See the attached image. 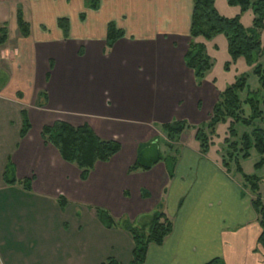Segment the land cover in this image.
Instances as JSON below:
<instances>
[{
    "label": "crops",
    "instance_id": "0c3cea01",
    "mask_svg": "<svg viewBox=\"0 0 264 264\" xmlns=\"http://www.w3.org/2000/svg\"><path fill=\"white\" fill-rule=\"evenodd\" d=\"M19 8L31 34L15 44L9 35L0 48V73L6 75L0 85V248L34 240L28 214L20 220L16 209L63 199L81 208L105 209L117 223H148L146 217L156 212L172 219L173 233L163 246H150L145 264L214 259L264 264L253 198L223 167L221 153L213 147L203 155L192 130L182 135L174 153L162 151L164 125L206 124L226 90L212 71L198 85L185 64L193 0H99L97 11L81 0H0V25L17 23ZM61 19L68 22L66 33ZM110 23L125 37L107 50ZM212 41L193 40L205 45L210 57ZM23 113L30 125L24 137ZM57 122L88 125L100 139L119 143L121 151L110 162L98 163L84 182L81 172L42 139L43 129ZM152 148L163 157L176 156L173 178L164 161L148 172L129 174ZM9 164L13 184L4 178ZM84 215L98 220L89 235L100 239L102 230L120 237L114 259L130 264L131 234L120 225L106 229L95 212ZM38 236L42 240L44 232ZM95 240L87 251L81 244L77 264L94 257V264H103L101 255L113 251L114 237Z\"/></svg>",
    "mask_w": 264,
    "mask_h": 264
},
{
    "label": "trees",
    "instance_id": "16d2710c",
    "mask_svg": "<svg viewBox=\"0 0 264 264\" xmlns=\"http://www.w3.org/2000/svg\"><path fill=\"white\" fill-rule=\"evenodd\" d=\"M231 7H239L241 14H245L252 7L254 12L253 26L250 29L243 27L241 16L233 19L224 18L216 9V0H193V17L190 31L192 42L185 56V64L188 69L193 71L198 85H202L208 72L214 66V61L207 53L206 46L196 44L193 40L203 38L209 42L219 36L226 38L228 42V52L232 63L239 59H244L249 67L257 65L260 58L264 56V46L260 41V33L264 30V0H258L252 4L251 0H227ZM88 9L97 11L99 9V0H89ZM84 19V17H81ZM67 21L59 20V26L67 32ZM17 24L21 37L28 38L31 34L30 24L25 20L22 9L17 11ZM66 25V26H65ZM125 33L116 28L113 23L108 25L106 46L110 50L116 42L123 39ZM9 39V30L7 25H0V48L3 47ZM230 63L226 65L229 69ZM256 77L259 79L261 87L264 89V68L257 65L255 68ZM247 89V78H239L233 85L226 88L220 94L219 100L215 105L209 121L200 126L193 127L187 122H173L164 125L163 131L169 142L178 143L182 135L188 130H196L195 140L200 144V150L203 155H207L211 150V137L216 135V129L221 124L230 123L229 136L225 140L228 146V160H225V154L222 155L223 167L230 172L232 165L236 166V172L243 178V186L249 190L252 196L251 205L258 216V223L261 234L258 240L259 245L264 250V199L260 194V186L263 178L257 176H247L244 174L240 160H247L251 156V151L255 150L261 160L255 165V170L264 169V131L255 125L264 118V97L260 93H248L247 98L242 101L241 93ZM262 89V90H263ZM250 110L249 115H245L246 108ZM248 116V117H247ZM256 126L251 134H244L237 140L235 125ZM30 130V125L25 113H23V128L21 136L24 137ZM42 139L45 144L51 145L57 149L61 158L68 164L75 166L81 172V180L87 181L90 173L98 163L110 162L119 152L121 146L115 141H106L100 139L95 132L88 126L75 128L64 122H57L51 127H45L42 131ZM171 152L173 146L168 145ZM165 162L169 169V175L173 178L174 170L177 164L176 156L163 157L158 156L150 161L142 160L139 156L136 163L130 167L129 174H135L143 171L148 172L160 162ZM13 167L7 166L4 172L5 181L13 184ZM145 197L147 196L144 193ZM62 205L65 201L61 199ZM99 221L106 229H112L120 225L128 231L134 242L132 252V261L130 264H145L150 246L161 247L173 233V221L164 213L156 212L150 217H146L148 223L141 222L137 225L129 221L117 223L111 214L105 209H97ZM144 223V224H143ZM103 264H121L115 259H108ZM207 264H225L221 259H214Z\"/></svg>",
    "mask_w": 264,
    "mask_h": 264
},
{
    "label": "rangeland",
    "instance_id": "374dc122",
    "mask_svg": "<svg viewBox=\"0 0 264 264\" xmlns=\"http://www.w3.org/2000/svg\"><path fill=\"white\" fill-rule=\"evenodd\" d=\"M256 1L258 0H251L252 4ZM88 2L89 0H81V4L83 3V5L85 6H88ZM216 9L222 14L220 15L224 18L233 19L238 16H241V23L246 29H250L253 26L254 12L252 7L245 14H241L240 8L229 6L227 0H216ZM8 30L11 38V44L17 43L19 41V38L21 37L17 23L15 21L10 23V25L8 26ZM260 41L264 46V30L260 33ZM217 44L219 46V49L216 51L214 50V45ZM209 53L212 57L211 59L214 61V66L211 70L212 76L217 78L222 84H224L225 88L233 85L239 78L245 76L247 78V89L245 92L241 93V100L244 101L247 98L249 92L260 93L261 91V94L264 97V89L261 87L259 79L254 74L257 65H261L264 68V56L260 58L257 65H254L252 67H249L243 58L239 59L236 63H232L228 52V42L223 36H221L219 41L211 42V44L209 45ZM228 63H230V66L229 69L226 70V65ZM5 80L6 75L4 73H0V85L3 84ZM249 114L250 110H248L247 107L245 115ZM255 125L257 127H260L264 131V118L262 121H258L257 123H255ZM229 127V122L226 124L219 125L216 129V135L214 137H211V148L215 147V150L219 151L221 155L225 154L226 161L229 159L227 156V152L229 150L228 146L225 144V140L227 138H230ZM255 127H246L242 124L235 125V131L237 132L238 138L237 140L230 141H240L239 139L244 134H251ZM192 134L195 136L196 130L192 129ZM163 141H165L166 146H164L162 151H168V154L171 153V151L167 145L173 146V150H175L176 147H180L177 145L176 142H169L167 137H165ZM174 152L175 151H173V153ZM250 153L251 156L249 159L240 160V165L244 174H246L247 176H257L259 178H263L264 180V169L259 171L255 170V165L260 162L261 157L255 150H252ZM158 154L159 152L157 148H152L150 152L148 151L145 154L144 160H152L156 158ZM147 155L150 157L147 158ZM230 173L231 178L236 182V184H243V178L240 174L236 172L235 165L231 166ZM260 189V194L264 199V181L260 186ZM243 191L245 192V194H248L251 197V193L249 192V190L245 189L244 186ZM96 210L92 208H81L80 205L68 202L62 205L61 199L58 203L50 202L49 204H45L43 202L39 204L33 203L32 206H20L18 209L15 210V212L18 216H20V220L22 219V214H28L26 218H30L28 219L30 221L27 223L29 226L31 225L32 232L34 234V240H32L29 245L18 244L17 247L6 246L5 248H0V264H77V261L79 262L80 258H74L76 254L79 253L78 250H81V244L85 246V249L83 248V251H87L86 247L90 246V244L92 245V243L90 242L91 239H93V241H96V238L97 240H104L105 238H108V240L112 241L113 237L115 242L113 251H111L112 249H109V252L106 253V255L101 256L102 258H104L103 260H105L104 263L110 258L114 259L117 253L114 250L116 247H118L117 239H119L120 237L118 238L116 236V233H113L114 236H112L113 234L109 233L104 234L102 230L100 234V239L96 234L94 237L91 236V233L89 235L90 230L94 229L96 225H99L98 220L96 221L92 216L84 215L81 217V214H85L87 211H91L92 213L95 212L97 215ZM6 224H8L7 221ZM137 224L138 223H134V225ZM45 228H47L46 231H43ZM42 232H44V236L41 240L38 235ZM45 233H47L46 236ZM103 251H105L104 248ZM84 254L85 253L83 252L82 258L84 257ZM94 261L95 257L92 260L88 258L85 264H94Z\"/></svg>",
    "mask_w": 264,
    "mask_h": 264
}]
</instances>
